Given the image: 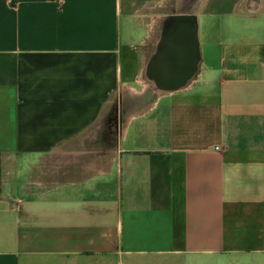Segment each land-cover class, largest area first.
Instances as JSON below:
<instances>
[{
    "label": "crops",
    "instance_id": "crops-1",
    "mask_svg": "<svg viewBox=\"0 0 264 264\" xmlns=\"http://www.w3.org/2000/svg\"><path fill=\"white\" fill-rule=\"evenodd\" d=\"M0 264H264V0H0Z\"/></svg>",
    "mask_w": 264,
    "mask_h": 264
},
{
    "label": "water",
    "instance_id": "water-1",
    "mask_svg": "<svg viewBox=\"0 0 264 264\" xmlns=\"http://www.w3.org/2000/svg\"><path fill=\"white\" fill-rule=\"evenodd\" d=\"M181 28L187 27L182 26ZM187 29L189 32L186 35L183 31H179L169 41L170 50L165 56L168 67L163 74L164 81L168 80V84H172L166 87L168 89H175L182 85L195 70L198 60L197 40L194 31L189 27ZM183 35L186 37L182 38ZM175 53H178L180 58L176 57Z\"/></svg>",
    "mask_w": 264,
    "mask_h": 264
},
{
    "label": "rangeland",
    "instance_id": "rangeland-1",
    "mask_svg": "<svg viewBox=\"0 0 264 264\" xmlns=\"http://www.w3.org/2000/svg\"><path fill=\"white\" fill-rule=\"evenodd\" d=\"M112 104H115V105H116V106H115V109H114V111H113V112H116V111H117V103H116L115 96H113L112 99H111V101L109 102V105H112ZM113 112L110 113V115L113 114ZM112 116H113V115H112Z\"/></svg>",
    "mask_w": 264,
    "mask_h": 264
},
{
    "label": "trees",
    "instance_id": "trees-1",
    "mask_svg": "<svg viewBox=\"0 0 264 264\" xmlns=\"http://www.w3.org/2000/svg\"><path fill=\"white\" fill-rule=\"evenodd\" d=\"M114 109H115V107L113 106V107L111 108V113L114 111Z\"/></svg>",
    "mask_w": 264,
    "mask_h": 264
}]
</instances>
